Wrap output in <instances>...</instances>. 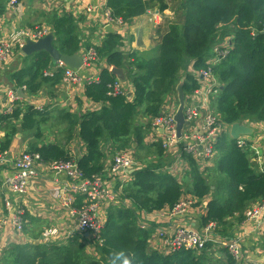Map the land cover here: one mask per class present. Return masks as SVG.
Here are the masks:
<instances>
[{"label": "trees", "instance_id": "obj_1", "mask_svg": "<svg viewBox=\"0 0 264 264\" xmlns=\"http://www.w3.org/2000/svg\"><path fill=\"white\" fill-rule=\"evenodd\" d=\"M155 5L162 12L172 7L178 16L160 32L157 51L127 53L123 51V37L108 32L105 40L94 47L99 78L85 86L86 97L101 104L100 109L79 118L63 114L70 135L79 125V140L85 152L75 160L85 179L102 177L109 154L148 146L146 134L162 113L165 102L177 93L180 82H184L186 95L199 87L195 72L209 67L207 61L220 42L231 46L227 56L215 66L221 83L212 100L216 115L229 126L264 123V0H107L105 8L113 17L129 23ZM77 21L70 13L50 20L54 45L62 54L72 55L82 48ZM52 62L45 51L28 56L25 65L11 76L14 86H25L29 93L36 94L51 81L59 83L64 69L50 72ZM112 67L124 69L132 93H114L118 78L111 72ZM47 72L53 75H46ZM182 72L184 79L180 78ZM49 118L50 112L20 102L11 113L0 114V132H4L0 154L9 151L16 134L22 133L30 141L26 152L39 154L43 163L74 159L65 145L42 141V124ZM215 145L219 156L209 176L205 174V162L187 152L184 144L181 154L188 169L183 180L162 171L164 165L160 160L134 166V179L123 188L122 195L131 206L110 204L100 242L75 231L63 244H12L3 253L0 264H110L113 252L122 249L132 255L133 264H213L205 251L182 248L162 252L152 247L155 227L142 228L139 220L142 212L171 211L187 196L198 205L210 198L203 226L213 222L218 235L230 236L235 225L247 219L248 209L264 199V171L254 166L252 153L228 133L222 132ZM157 149L160 156L168 152L161 142ZM223 251L227 256L223 264H234L227 251Z\"/></svg>", "mask_w": 264, "mask_h": 264}, {"label": "crops", "instance_id": "obj_2", "mask_svg": "<svg viewBox=\"0 0 264 264\" xmlns=\"http://www.w3.org/2000/svg\"><path fill=\"white\" fill-rule=\"evenodd\" d=\"M107 0H99V5L95 6L93 0H21L18 5L11 6L10 0H0V43L12 39L14 33L20 30L32 29L35 27H47L52 31V20L55 16H62L65 13L72 14L78 19L82 35V48L79 52L83 53L88 48H94L100 45L105 40L108 24L105 22V5ZM91 7V9H89ZM178 16L176 11L170 7L162 12L155 5L145 14L136 17L129 23L110 25L115 32L123 37V51L130 53L140 51L145 53L156 52L160 40V32L164 30L165 25L169 21L176 20ZM21 48H17L13 57L4 63H0V112L7 107V96L11 89H17L11 79L12 74L22 68L27 62ZM105 66V62H101ZM60 67L57 62H52L50 72H56ZM192 73L193 67L189 68ZM100 68L95 65L85 67L80 71L82 83H70L64 80V77L59 83L54 81L42 86L36 93L31 94L26 90L27 98H21L20 103L30 105L45 112H50L51 119L55 121L54 125H49L55 128L54 131H45L42 141L61 143L66 146L74 159L81 157L85 148L79 140V125L74 129L72 135H68V131H64L69 123L63 114L70 113L74 117L99 110L101 104L95 103L88 99L85 95V86L87 81L94 82L99 78ZM182 74V73H181ZM122 89L127 92H133L131 82H122ZM170 100V99H169ZM174 103L165 102V109L172 110ZM65 123V124H63ZM252 128V133L244 135L241 138L249 143L256 144V149L262 153H252V163L257 169H264V123L246 122ZM19 125V123H16ZM152 126V125H151ZM64 127L62 131L58 128ZM149 134V135H148ZM161 131L154 130L152 127L147 132L145 142L150 144L161 141ZM230 135V133H229ZM4 136V132H0V139ZM231 137V135H230ZM66 138L65 140H63ZM69 138V140H68ZM219 137L213 138L215 144ZM232 138V137H231ZM60 140V141H59ZM32 141V140H31ZM29 140L24 137V134H16L9 151H7V163H0V261L3 253L12 244H52L54 242L63 244L69 237L75 233L78 219L70 214V211L61 207L58 201L52 196V191L57 187H67L69 193L75 198L76 204H82V197L71 193L70 181L66 173L53 170L49 164L42 165L39 176L34 180L29 181L27 191L23 194H12L6 181L14 169L13 161L16 157L29 150ZM215 150V149H214ZM176 149L165 153L166 156H172L165 167L172 166L174 174L178 175L180 180H183L186 174L187 164L184 159L175 153ZM113 156L108 157L105 161V169L102 173V178L105 183L117 195L120 190L133 181L134 168L123 169L119 173H113L111 166ZM207 165H205V168ZM124 185L123 188L121 186ZM127 187V186H126ZM214 189V187L212 188ZM11 197L16 207L25 209V228L23 233H18L13 227L11 216L6 208V199ZM129 200V199H128ZM210 198L197 204L191 211L186 214L171 216L169 209L161 212L140 214V223L144 225L154 226L166 230L168 233H173L178 228L189 227L195 230L204 228L203 216L206 214V205ZM130 201V200H129ZM81 203V204H80ZM129 205L131 203L128 202ZM109 203L101 205L99 216L106 219ZM141 221V222H140ZM258 219L245 220L239 225H235L230 236L225 238H240L242 246V258L240 264H248L249 262L264 263V236L259 226ZM154 228V229H155ZM56 230L57 234L52 235ZM151 246L161 247V241L157 236V232L151 237ZM205 250L209 258V263L219 264L226 262V254L223 249H215L210 246Z\"/></svg>", "mask_w": 264, "mask_h": 264}, {"label": "built area", "instance_id": "obj_3", "mask_svg": "<svg viewBox=\"0 0 264 264\" xmlns=\"http://www.w3.org/2000/svg\"><path fill=\"white\" fill-rule=\"evenodd\" d=\"M21 0H10V5L15 6ZM91 9V7L89 8ZM105 22L108 25L124 24L121 18H115L110 11L105 8ZM51 29L47 27H35L27 30H20L14 33L11 40L0 43V63L9 61L17 48H22L29 40L37 41L51 33ZM229 41V40H228ZM227 41V42H228ZM229 46V45H228ZM226 41L217 43L213 48V55L207 61L209 67L195 72V76L199 81V87L186 95L185 115L188 121L186 124L183 137L179 139L176 135V122L174 115L176 109L162 111L160 116L153 120L152 127L154 130H160L161 144L166 151L176 149L182 157L181 147L184 144L185 150L193 153L202 163L205 160L212 158L214 152L213 140L214 135H219L222 132L229 131L231 125H225L216 115L212 100L218 95L221 83L215 73V66L227 56L228 50ZM230 48V46H229ZM227 50V52L225 51ZM85 66L95 65L98 62V56L95 48H88L82 53ZM60 68L64 69V80L70 83H82L83 79L80 76V71L70 69L64 64L59 63ZM46 75H53L47 72ZM89 82V81H87ZM122 82L118 80L114 85L115 92H123ZM26 92V87H20ZM18 89H11L7 96V107L0 114L11 113L17 106V102L21 97L18 94ZM243 124L247 125L246 122ZM249 126V125H247ZM250 127V126H249ZM244 136V135H243ZM242 137V136H241ZM237 139L241 147L247 148L248 141L242 138ZM256 144L250 143V147L254 148L257 153ZM113 156L111 171L119 173L123 169L134 168L135 157L134 152L130 149L117 151ZM7 152L0 154V163H7ZM14 169L7 178L6 184L10 188L12 194L20 195L27 191L28 183L39 176L41 166L46 165L40 160L37 153L24 152L16 157L13 161ZM50 167L57 172L67 174L70 183L71 193L82 197V204L77 206L75 198L69 193L67 187H57L52 191V197L59 202L61 207L70 211V214L77 217L78 223L76 231L88 233L92 238L100 242L101 232L104 228L106 219L99 216V211L103 203L116 204L122 203L127 207L131 205L128 199H122L123 189L119 194H115L112 189L105 185L103 178L94 176L88 179L83 177L76 160L60 161L49 164ZM172 172L174 168L169 166L166 168ZM264 171V169L262 170ZM174 172V171H173ZM172 172V173H173ZM174 174V173H173ZM124 185L121 186L123 188ZM197 201L191 196L182 198L178 204L170 211L171 216L183 215L196 207ZM6 208L10 213L13 227L18 233H23L25 228V209L16 207L11 197L6 199ZM247 220L258 219L259 226L264 236V199L246 212ZM140 223L142 228L148 229L151 226ZM216 224L211 222L200 231L183 227L178 228L173 233H168L166 230L155 228L157 236L161 241L162 252H177L182 248L193 249L198 252H203L210 246L215 249H225L234 260V264H240L242 258V246L240 238H225L216 232ZM75 232V231H74ZM54 230L52 235H56ZM55 243V242H54ZM157 248V247H155ZM158 249V248H157ZM248 264H264L262 262H249Z\"/></svg>", "mask_w": 264, "mask_h": 264}, {"label": "water", "instance_id": "obj_4", "mask_svg": "<svg viewBox=\"0 0 264 264\" xmlns=\"http://www.w3.org/2000/svg\"><path fill=\"white\" fill-rule=\"evenodd\" d=\"M95 6L99 5V0H93ZM109 32L114 33L115 30L108 25L106 28ZM264 34V31H263ZM55 35L54 33H49L45 37L38 39L37 41L29 40L22 48V52L27 55L31 56L37 52L45 51L47 52L54 62L62 63L66 67L75 70H83L86 66L84 63V59L81 52L74 53L72 55H65L62 54L59 49L54 45ZM111 72L117 76L118 80L121 82L126 81V74L124 69L118 67H112ZM184 82H180L177 85V97H178V107L174 115V120L176 122V135L179 139L183 137V132L185 129L186 124L188 121L185 115L186 109V93L184 91ZM18 94L21 98H27V94L23 91V89H18ZM252 128L243 124V123H234L231 125L230 135L233 139H239L243 135L251 134ZM89 236L88 233L85 234Z\"/></svg>", "mask_w": 264, "mask_h": 264}, {"label": "rangeland", "instance_id": "obj_5", "mask_svg": "<svg viewBox=\"0 0 264 264\" xmlns=\"http://www.w3.org/2000/svg\"><path fill=\"white\" fill-rule=\"evenodd\" d=\"M229 46H231V43H229ZM229 46L227 47L228 51H229ZM227 50H225V51L227 52ZM184 75L185 74L182 72V74H180V78L184 79ZM168 102H169V104L174 103V110L175 109L177 110V107H178L177 93H174L172 95V98H170V100H168ZM53 120L54 119H51V116H50L49 120L42 124V131H43L44 134H45V131H50L51 132V131L55 130V128L49 127V125H54L55 124V121H53ZM63 124H65V123H63ZM63 129H64V127H60V128H58V131H62ZM68 130H69V126L66 127L64 131H68ZM226 133H228V135H229V131H226ZM68 135H69V133L67 134L66 137H68ZM215 137H220V134L213 136V138H215ZM229 137H230V135H229ZM65 139L66 138H64L63 140H65ZM147 145L148 146L143 148V149H135V150L133 149L132 150V152H134V157H135V167H139V166L146 165V164H149V163H154V162H157L158 160H160L161 162H163V165H164V168L162 169V171L169 172V170L166 169L167 166L165 167L166 163H169V161H165V160L172 159V156H166V155L160 156V155H158V149H157L158 143L157 142H155L154 144H150L149 141H148ZM244 149H248L250 151L251 150L250 143L248 144L247 148H244ZM252 151H253V154H257V151L255 149L252 150ZM259 153L261 154L262 151H259ZM218 156H219V153L215 149L214 152H213L212 158L204 161L205 164L207 165V167L205 168V171H206V169H208V172H206L205 174L208 173L207 174L208 176H209V172H211V170H212L211 168L214 166V163L217 161V157ZM187 169H188V166H187ZM187 169H185V170H187ZM173 175L179 177L176 174H173ZM209 248H211V247H209Z\"/></svg>", "mask_w": 264, "mask_h": 264}, {"label": "clouds", "instance_id": "obj_6", "mask_svg": "<svg viewBox=\"0 0 264 264\" xmlns=\"http://www.w3.org/2000/svg\"><path fill=\"white\" fill-rule=\"evenodd\" d=\"M110 264H133V257L123 249L115 251L110 259Z\"/></svg>", "mask_w": 264, "mask_h": 264}]
</instances>
